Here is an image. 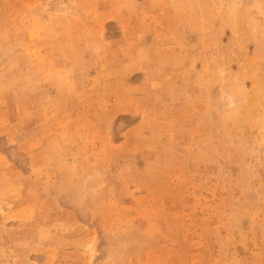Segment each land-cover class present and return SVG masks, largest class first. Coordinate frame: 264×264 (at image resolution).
Returning a JSON list of instances; mask_svg holds the SVG:
<instances>
[{
  "label": "rangeland",
  "instance_id": "obj_1",
  "mask_svg": "<svg viewBox=\"0 0 264 264\" xmlns=\"http://www.w3.org/2000/svg\"><path fill=\"white\" fill-rule=\"evenodd\" d=\"M0 264H264V0H0Z\"/></svg>",
  "mask_w": 264,
  "mask_h": 264
}]
</instances>
